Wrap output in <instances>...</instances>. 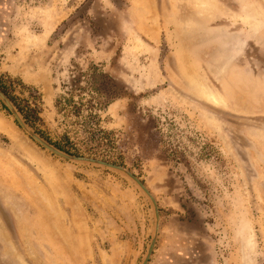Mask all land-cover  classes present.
Segmentation results:
<instances>
[{
    "label": "rangeland",
    "instance_id": "obj_1",
    "mask_svg": "<svg viewBox=\"0 0 264 264\" xmlns=\"http://www.w3.org/2000/svg\"><path fill=\"white\" fill-rule=\"evenodd\" d=\"M0 81L44 140L147 186L156 248L179 235L164 264H264V0H0ZM3 104L25 140L0 131V264H142L140 186L51 153ZM78 201L99 204V242L67 241Z\"/></svg>",
    "mask_w": 264,
    "mask_h": 264
},
{
    "label": "crops",
    "instance_id": "obj_2",
    "mask_svg": "<svg viewBox=\"0 0 264 264\" xmlns=\"http://www.w3.org/2000/svg\"><path fill=\"white\" fill-rule=\"evenodd\" d=\"M83 199V198H82ZM79 201L73 204L69 210L71 218L66 222L67 226L72 227V233H68L74 238L67 239L68 242H99L97 238L100 235V211L99 204H87L84 201ZM151 222L146 218L145 223L134 224V230L131 232L133 247H130L128 259L136 258L139 250L146 243L151 229ZM163 228V226H162ZM173 226H165V234L159 241L158 248L155 250V259H152L150 264H164L173 256L174 251L180 252V248L176 246L179 244V235L174 232ZM149 231V233H148ZM162 231V230H161ZM68 236V235H67ZM77 237V238H76ZM90 237V238H89ZM161 237V236H160ZM103 241V240H102ZM89 255V251L87 256ZM92 254H90L91 256ZM168 259V260H167ZM156 260V261H155Z\"/></svg>",
    "mask_w": 264,
    "mask_h": 264
},
{
    "label": "water",
    "instance_id": "obj_3",
    "mask_svg": "<svg viewBox=\"0 0 264 264\" xmlns=\"http://www.w3.org/2000/svg\"><path fill=\"white\" fill-rule=\"evenodd\" d=\"M0 99L4 103V105L8 108V110L11 112L13 115L14 119L17 121V123L20 125L22 130L33 140H35L38 144L46 148L48 151L51 153L66 159V160H71V161H78V162H89L93 164H98L101 166H106L109 168H113L116 170H119L129 176L131 179H133L139 186L140 188L146 193V195L149 197V199L152 202L153 205V210H154V215H155V226H154V232L152 236L151 243L148 247L146 256L142 262V264H148L153 252L156 248L159 235H160V229H161V215H160V209L157 203V200L155 199L154 195L150 192V190L147 188V186L136 176L134 175L131 171L126 169L125 167H122L120 165L110 163L98 158H92V157H86V156H78L74 154H70L67 152H64L58 148H56L54 145L50 144L46 140H44L41 136H39L35 131H33L23 120L22 116L19 114L17 111L16 107L13 105L11 100L7 97V95L3 92V90L0 88Z\"/></svg>",
    "mask_w": 264,
    "mask_h": 264
},
{
    "label": "trees",
    "instance_id": "obj_4",
    "mask_svg": "<svg viewBox=\"0 0 264 264\" xmlns=\"http://www.w3.org/2000/svg\"><path fill=\"white\" fill-rule=\"evenodd\" d=\"M0 88L7 95V97L11 100L13 105L16 107L19 114L23 117V120L29 125L33 126L36 119H39L38 111L35 107H32L29 102H24L22 104V100H20L16 95L13 94L11 86L5 84L0 81ZM4 109L8 110V108L3 104ZM60 150L70 153L69 150L62 148V146L55 145Z\"/></svg>",
    "mask_w": 264,
    "mask_h": 264
},
{
    "label": "bare ground",
    "instance_id": "obj_5",
    "mask_svg": "<svg viewBox=\"0 0 264 264\" xmlns=\"http://www.w3.org/2000/svg\"><path fill=\"white\" fill-rule=\"evenodd\" d=\"M240 45V44H239ZM239 47V46H238ZM242 47V46H241ZM241 47L237 48V52H239L241 50ZM225 65V64H224ZM223 65V66H224ZM209 91V90H208ZM207 91V92H208ZM210 97L213 99L214 102L218 103V104H221L223 101L222 99L218 98V96L216 97L214 94H210ZM0 131L11 136V137H14L15 139L16 138H21L18 137L17 135V132H15V130L13 129V127L11 125H9V123L5 122V121H1L0 120ZM24 138H21V140H23ZM25 140V139H24ZM23 140V141H24Z\"/></svg>",
    "mask_w": 264,
    "mask_h": 264
}]
</instances>
